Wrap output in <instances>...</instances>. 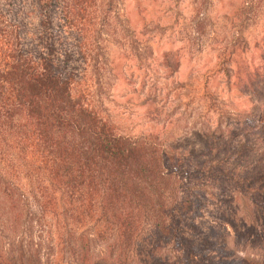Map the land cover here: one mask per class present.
I'll use <instances>...</instances> for the list:
<instances>
[{
  "label": "trees",
  "instance_id": "1",
  "mask_svg": "<svg viewBox=\"0 0 264 264\" xmlns=\"http://www.w3.org/2000/svg\"><path fill=\"white\" fill-rule=\"evenodd\" d=\"M122 4L0 0V264H242L230 233L213 239L204 218L225 231L240 220L237 233L264 262V134L258 159L229 168L220 159L237 146L205 133L201 150L186 153L110 118L108 45L129 35L140 55ZM239 123L227 138L244 144L253 127ZM213 184L223 214L206 209Z\"/></svg>",
  "mask_w": 264,
  "mask_h": 264
},
{
  "label": "rangeland",
  "instance_id": "2",
  "mask_svg": "<svg viewBox=\"0 0 264 264\" xmlns=\"http://www.w3.org/2000/svg\"><path fill=\"white\" fill-rule=\"evenodd\" d=\"M245 1L123 0L122 15L138 39L140 55L129 35L108 45L112 69L106 75L104 105L118 131L154 132L191 154L201 150L206 133L214 145L230 151L237 146L228 159H220L222 166L258 159L252 153H259L258 133L264 134V78H259L264 76V0H253L243 16ZM244 118L250 119L254 134L244 144L241 134L227 138V128L240 132L237 124ZM219 123L222 136L216 135ZM207 186L214 195L207 211L223 214L219 187ZM228 220L225 231L223 221L212 224L204 218L205 232L213 239L229 237V232L231 245L237 243L236 253L247 264H264L248 236L237 233L240 220Z\"/></svg>",
  "mask_w": 264,
  "mask_h": 264
}]
</instances>
